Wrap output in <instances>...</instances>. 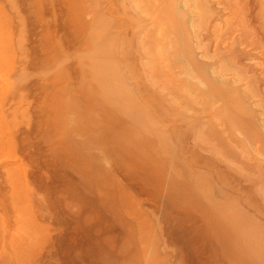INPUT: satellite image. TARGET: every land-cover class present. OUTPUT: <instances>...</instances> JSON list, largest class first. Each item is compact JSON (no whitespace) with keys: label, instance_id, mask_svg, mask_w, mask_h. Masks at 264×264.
<instances>
[{"label":"rangeland","instance_id":"1","mask_svg":"<svg viewBox=\"0 0 264 264\" xmlns=\"http://www.w3.org/2000/svg\"><path fill=\"white\" fill-rule=\"evenodd\" d=\"M145 1L0 0V264H264V8L244 36L239 0H175V27ZM95 34L121 110L89 84Z\"/></svg>","mask_w":264,"mask_h":264},{"label":"bare ground","instance_id":"2","mask_svg":"<svg viewBox=\"0 0 264 264\" xmlns=\"http://www.w3.org/2000/svg\"><path fill=\"white\" fill-rule=\"evenodd\" d=\"M137 1H139V0H137ZM153 1V0H152ZM171 0H168V1H166V3L168 2V8H167V4H166V9L164 10V13H172L171 15L173 16V17H175V15H176V13H178L177 12V10H176V12H175V9H176V7H174V6H176V1H178V0H173V4L172 3H169ZM174 1H175V3H174ZM229 1V0H228ZM228 1H227V3H228ZM240 2L238 3L239 5V10L241 9L242 10V12H243V15H244V17H243V20L241 19L240 20V22L242 21V23H240V24H238L239 22H237V27H238V25H239V27H241V30L239 29V32L241 31V33H242V31H243V35L245 36L246 35V32H244V31H248L247 29H245L246 27H247V25L249 26V25H254V24H252V21H253V19H251V17H255L256 16V12H254L255 13V15L254 16H252L253 14H252V11L254 10L255 11V9L257 8L256 6H255V2L257 3L256 5H258V9L261 7V8H264V7H262V6H264V4H261V6L258 4V0H239ZM261 1V0H260ZM137 5H139V6H142V5H144V4H142V5H140V4H138V2H136V1H134ZM144 2H145V4H146V1L144 0ZM226 2V1H225ZM232 2V1H231ZM141 3H142V0H141ZM261 3H264V1H261ZM149 4V3H148ZM147 4V5H148ZM224 4V3H223ZM151 5V4H150ZM150 5H149V7H150ZM231 5V4H230ZM233 5V4H232ZM255 6V7H254ZM144 7V6H143ZM142 7V8H143ZM227 7V6H226ZM138 8V7H137ZM136 8V9H137ZM148 8V7H147ZM238 8V7H237ZM260 8V9H261ZM138 9H140V7L138 8ZM169 9V10H168ZM218 10V9H217ZM215 11V10H214ZM219 11V10H218ZM226 11V10H225ZM233 11V10H232ZM259 11V10H258ZM261 11V10H260ZM259 11V12H260ZM262 11H264V10H262ZM261 11V12H262ZM236 12V11H235ZM242 12H241V14H242ZM162 13H163V11H162ZM163 14V15H161V17H162V19L165 21L166 20V18L168 19V21L166 20V22H168V27H169V23H170V25H171V23L173 22V24H172V26L175 24L174 23V21L171 19V18H168L169 16H171L169 13L168 14ZM237 13H238V11H237ZM181 14V13H180ZM220 14V13H219ZM235 14V13H234ZM259 14V13H258ZM257 14V15H258ZM179 15V14H178ZM237 15H239V13L237 14ZM260 15V14H259ZM258 15V16H259ZM164 16V17H163ZM166 17V18H165ZM176 17H177V15H176ZM179 17V16H178ZM259 17H261V16H259ZM242 18V17H241ZM170 19H171V21H170ZM174 19V18H173ZM255 19H256V17H255ZM259 19V18H258ZM262 19H264V18H262ZM99 20V19H98ZM252 20V21H251ZM261 20V19H260ZM162 21V20H161ZM238 21H239V19H238ZM233 23H234V21H232ZM244 22L246 23L245 25H244ZM164 23V25L166 24L165 22H163ZM162 23V24H163ZM177 23V22H176ZM236 23V22H235ZM255 23V22H254ZM256 23H257V21H256ZM259 23H260V21H259ZM158 25V24H157ZM178 25V24H177ZM260 25V27L262 26L261 25V23L259 24ZM103 26V25H102ZM179 26V25H178ZM231 26V25H230ZM233 26H235V24H233ZM158 27V26H157ZM166 27V26H165ZM173 27H175V26H173ZM177 27V26H176ZM225 27H227V26H225ZM228 27H229V25H228ZM227 27V28H228ZM101 28V27H100ZM99 28V29H100ZM172 28V27H171ZM243 28H244V30H243ZM248 28V27H247ZM252 28V27H251ZM102 29V28H101ZM101 29H100V31H101ZM162 29V30H161ZM165 29V28H164ZM164 29H163V25L161 26H159V28H158V31H156L157 33V36H159L158 35V32H159V34L160 35H162L163 33H164ZM181 29V28H180ZM226 29V28H225ZM225 29H223V30H225ZM104 30V29H103ZM160 30L162 31V34H161V32H160ZM230 30V29H229ZM235 30H237L236 28L234 29V33H235ZM250 30V29H249ZM257 30V29H256ZM256 30L254 31L253 30V34H254V32L255 33H257V34H259V32H256ZM99 31V32H100ZM105 31V30H104ZM104 31H102L103 33H104ZM166 31V30H165ZM167 31H168V28H167ZM173 31V30H172ZM238 31V30H237ZM237 31H236V34H237ZM262 31V30H261ZM260 31V32H261ZM102 32L100 33L101 35H103L102 34ZM182 32V31H181ZM223 32V31H222ZM221 32V33H222ZM238 32V33H239ZM229 33V32H228ZM231 33V32H230ZM245 33V34H244ZM249 33H250V31H249ZM248 33V34H249ZM262 33V32H261ZM185 34V33H184ZM232 35L231 36H233V32L231 33ZM251 34V33H250ZM155 35V34H154ZM165 35V34H164ZM175 35V34H174ZM242 35V36H243ZM157 36H156V40H157ZM235 36V35H234ZM99 35H96L95 34V36L94 37H92V41H93V43H92V45H93V53H92V59H91V62H90V65H88L89 64V62L87 63V68H89V71H87L88 73V77H89V84L91 83V85L92 86H94L95 87V89H94V92L96 93V94H98L97 96L99 97V98H101V102L103 103V104H107V105H109V106H111L112 108L113 107H118L119 106V104H121V106L122 105H125V103H128V92H127V90H126V88L123 86V84H122V79H121V76H120V72H119V67H118V65L114 62V61H112L111 60V57L113 56H111V53H110V57H109V52L111 51V49H112V46H113V42H111V44H112V46L110 45V43H109V46L108 47H110V48H102V47H100V45H99ZM163 37H166V36H163ZM169 37V36H168ZM257 37V36H256ZM264 38V34H262V36L260 35L259 37H257L258 39L259 38ZM100 38H102V37H100ZM150 37L148 36V39H149ZM152 39H153V37H151ZM173 38V37H172ZM172 38H171V40H172ZM228 38V37H227ZM232 38H234V37H232ZM236 38V37H235ZM256 38V39H257ZM238 39H239V37H238ZM248 39V38H247ZM251 39H252V36H251ZM155 40V41H156ZM160 40H161V38H160ZM223 40V39H222ZM230 40V39H229ZM240 40V39H239ZM262 40H264V39H262ZM262 40H260L259 39V41L262 43ZM149 41H152V40H150L149 39ZM225 41V40H224ZM245 41V40H244ZM257 41V40H256ZM170 42V41H169ZM235 42V41H234ZM238 42V41H237ZM155 43V42H154ZM162 44H163V42H161ZM172 43V42H171ZM226 43V42H225ZM259 43V42H258ZM258 43H256L255 45H257L258 46ZM90 44V43H89ZM101 44V43H100ZM166 44V43H165ZM238 44V43H237ZM157 45H158V43H157ZM168 45V44H167ZM188 45H189V43H188ZM231 44H229V46H230ZM239 45V44H238ZM251 45V44H250ZM253 45V44H252ZM251 45V46H252ZM261 45V49L260 50H264V47H262V46H264V44H260ZM158 46H160V45H158ZM162 46V45H161ZM165 47H166V49H167V46L166 45H164L163 46V52H165L164 51V49H165ZM226 47H228L227 45H226ZM231 47H233V46H231ZM248 47V46H247ZM90 48H91V46H90ZM100 48H102V50L100 51ZM113 48H115V46H113ZM158 48V47H157ZM162 47H160V49H161ZM234 48V50H235V47H233ZM108 49H109V52H107L108 51ZM153 49H154V47H153ZM218 49V48H217ZM223 49V48H222ZM225 49V48H224ZM227 49V48H226ZM106 50V51H105ZM92 51V50H91ZM232 51H233V49H232ZM103 52H105V53H103ZM107 52V53H106ZM112 52V51H111ZM113 52H114V50H113ZM112 52V53H113ZM152 52V51H151ZM157 51H155V52H153V53H156ZM160 52V51H159ZM167 52V51H166ZM238 52H236L235 53V55L237 54ZM240 53V52H239ZM241 53H242V51H241ZM157 54H158V52H157ZM161 54V53H160ZM227 54H229L228 52H227ZM248 54H249V52H248ZM248 54H246V55H248ZM261 54H262V52H261ZM101 57H100V56ZM162 55H163V53H162ZM231 55V54H230ZM233 55H234V52H233ZM234 55V56H235ZM238 55V54H237ZM236 55V56H237ZM97 56H99V58H96ZM153 56H155V55H153ZM166 56V57H165ZM228 56V55H227ZM235 56V57H236ZM157 57V55L155 56V57H153V59L154 58H156ZM160 57V56H159ZM159 57H157V62H158V60H159ZM163 58L165 57V61H166V58H167V55H165V53H164V55L162 56ZM238 57H239V55H238ZM244 57V56H243ZM255 57V56H254ZM245 58V57H244ZM251 58V57H250ZM230 59V58H229ZM247 59V58H246ZM190 60V59H189ZM232 60V59H231ZM235 61H236V59H235ZM234 61V62H235ZM260 61H262V60H260ZM155 62H156V60L153 62L154 64H155ZM161 62H163L164 63V61L162 60ZM228 62V61H227ZM237 62V61H236ZM239 62V61H238ZM262 62H264V61H262ZM159 63V62H158ZM154 64H152V66L154 65ZM239 64V63H238ZM244 64V63H243ZM162 65V64H161ZM150 67V66H149ZM154 67V66H153ZM156 67V66H155ZM188 68H186V70H187ZM151 71H153L152 70V67H151V69H150ZM190 70V69H189ZM257 69H255V71H256ZM189 75H188V77L190 76V72L188 73ZM87 76V75H86ZM203 79V78H202ZM205 79V78H204ZM252 80H253V78H252ZM251 79H250V81H252ZM87 81V82H88ZM254 81V80H253ZM94 83V84H93ZM205 83V82H204ZM207 83V82H206ZM256 83V82H255ZM260 83V82H259ZM88 84V85H89ZM224 84H226V83H224ZM209 86H208V89H207V91H208V93H209V95H208V97L210 96H212L211 98H213V97H217V96H219V97H227L228 96V93H230L227 89L229 88V86H228V88L226 89V86H227V84L225 85V87H217V86H215V85H213L212 83L211 84H208ZM262 85H264V84H262ZM219 86V85H218ZM252 86H254V85H252ZM258 86V85H257ZM256 86V87H257ZM188 87V86H187ZM193 87V86H192ZM192 87H189V88H192ZM197 88V87H196ZM207 88V87H206ZM225 88V91L223 90ZM231 89V88H230ZM91 90H93V88H91ZM190 90V89H189ZM198 90V89H197ZM232 90V89H231ZM200 91V90H199ZM206 91V92H207ZM259 91V90H258ZM261 91V90H260ZM201 92V91H200ZM92 93H93V91H92ZM190 92H188V94H189ZM253 93H254V89H253ZM191 94V93H190ZM196 94V93H195ZM194 94V95H195ZM204 95H205V93H203ZM202 94V95H203ZM212 94V95H211ZM261 95H262V93H260ZM214 95V96H213ZM230 95V94H229ZM236 96V95H235ZM207 97V96H206ZM190 98H191V96H190ZM196 98H198L199 99V97H197V95H196ZM211 98H210V100H211ZM227 99V98H226ZM229 100H230V98H228ZM235 99L236 98H233V100H234V102L232 101V105H233V103H235ZM193 100H195V98L193 99ZM214 100H215V98H214ZM232 100V99H231ZM262 101V100H261ZM225 102H227V100L225 101ZM240 102V101H239ZM238 105H240L239 103H238V101L236 102ZM235 103V104H236ZM93 104V106H94V102L92 103ZM127 105H129V103L127 104ZM227 105V107L226 106H224L222 109H221V111H219L218 112V116L220 117V118H222V120L224 119V121L226 120V122L227 123H229L228 125H229V129H230V127H232L231 125H235V122H233V121H235V120H232V118H231V113L233 112V114L236 112V110L234 111V105H233V107H232V105L230 106L229 104H226ZM108 106V107H109ZM241 106V105H240ZM97 107V106H96ZM110 107V108H111ZM125 107V106H124ZM111 108V109H112ZM126 108V107H125ZM243 108H245V106L243 107ZM116 109V108H115ZM122 108L119 106V110H121ZM112 110H114V109H112ZM145 110H146V108H145ZM231 110H233V111H231ZM244 110H247V108H245ZM125 111H126V109H125ZM125 111H124V113H125ZM122 112V111H121ZM123 113V112H122ZM240 113V112H239ZM243 113V111L241 110V114ZM126 114V113H125ZM132 114V113H131ZM142 115H143V113L142 112H140L139 113V115H138V117H139V119H137V120H141V118H143L142 117ZM246 114H245V112H244V118L246 117V116H249V118H250V114H248V111H247V115L245 116ZM243 117V114H242V116L240 117V119H239V121H240V124L243 126V130L246 132L247 131V129H246V126L245 125H247V126H249L250 125V120L251 119H249L248 117H247V119H244V118H242ZM132 118V117H131ZM252 118H253V116H252ZM133 120L132 121H134V122H136L137 120H134V118H132ZM256 119H257V115H256ZM237 121V120H236ZM130 123H132L131 121H130ZM260 123V122H259ZM237 124V123H236ZM240 124H238L239 126H240ZM143 125V124H142ZM145 125V126H144ZM144 125H143V127L144 128H147L148 130H152V126H151V124H147L146 122L144 123ZM238 125H237V127H238ZM151 126V127H150ZM255 126H256V124H255ZM139 128V127H138ZM240 128H241V126H240ZM250 128V130H249V132H252L251 131V127H249ZM256 128V127H255ZM140 129L141 128H139L138 130H139V132H140ZM153 129H154V127H153ZM257 129V128H256ZM137 130V131H138ZM144 130V129H143ZM155 130V129H154ZM156 130H157V128H156ZM150 131H148V133H150ZM153 131V130H152ZM213 132V130H210V132ZM230 131H231V129H230ZM142 132V131H141ZM159 132V131H158ZM158 132H156V134H155V136L157 135V133ZM148 133H147V135H148ZM215 133V132H214ZM253 133V132H252ZM246 134V133H245ZM142 136H143V134H141ZM150 135V134H149ZM157 137V136H156ZM160 136L158 135V138H159ZM157 138V139H158ZM165 138V137H164ZM260 139L262 140V139H264V138H262L261 137V135H260ZM160 140L162 141L163 139H161L160 138ZM252 140H254V139H252ZM258 140H259V138H258ZM157 141V140H156ZM166 141V140H165ZM260 141V140H259ZM126 142V141H125ZM167 142V141H166ZM256 143V142H255ZM261 143V142H260ZM128 144V143H127ZM156 144V143H155ZM159 144L160 145H162L163 146V144H161L160 143V141H159ZM262 144V143H261ZM124 145H125V143H124ZM157 145V144H156ZM260 146V145H259ZM166 147V146H165ZM162 149H164V148H162ZM262 150V149H261ZM246 218V217H245ZM235 219H237V216L235 217ZM234 219V220H235ZM238 220H240V222H241V218H239ZM237 220V221H238ZM249 220V219H248ZM246 221V220H245ZM242 222H243V226H245L244 225V221H243V218H242ZM233 223V222H232ZM237 224H239V223H237ZM242 224V223H241ZM240 224V225H241ZM246 224V223H245ZM249 225V224H248ZM252 225V224H251ZM253 226V225H252ZM237 227H238V225H237ZM246 227H247V225H246ZM246 227H245V232L247 233V232H249V231H246ZM233 228L235 229L236 227H234L233 226ZM248 228V227H247ZM249 228H250V225H249ZM256 228V227H255ZM239 229V228H238ZM237 230V229H236ZM240 230H243V229H240ZM248 230V229H247ZM252 230V227L250 228V231ZM253 230L255 231V229L253 228ZM256 230H258V229H256ZM259 231V230H258ZM238 232V231H237ZM240 232V231H239ZM243 233V232H242ZM245 233V234H246ZM255 233H257L256 231H255ZM231 234V233H230ZM248 234V233H247ZM250 234V237H252L253 236V238L255 239V244H256V241H258V243H257V246H255L256 247V249L254 248H252L253 247V245L251 246V249L252 250H250V248H249V251H252L253 253L251 254V255H253L254 257H255V259H254V257H253V260H252V262L255 260V262H256V260H259L262 256H264V249H262V248H264V246H261V245H264V244H262V243H260V241L262 242V239H261V233H259V235H258V233H257V235L255 236V235H253L252 234V231H251V233H249ZM252 234V235H251ZM262 234H264V233H262ZM261 235V236H260ZM242 236L244 237V234H242ZM235 237V236H234ZM238 237V239H241V237H239V236H237ZM236 237V238H237ZM250 237H249V239H250ZM228 238V237H227ZM226 238V240H228ZM245 238V237H244ZM247 238V237H246ZM248 239V238H247ZM261 239V240H260ZM226 240H225V242H226ZM229 241V240H228ZM241 241V240H240ZM242 241H243V238H242ZM244 241H245V239H244ZM251 241H252V239H251ZM242 243V242H241ZM243 243H245V246H246V242H243ZM250 243V242H249ZM252 243H254L253 241H252ZM251 243V244H252ZM260 243V244H259ZM226 244V243H225ZM235 244V243H234ZM229 244H227V246H228ZM248 245V244H247ZM250 245V244H249ZM230 246H231V244H230ZM230 246H228V247H230ZM235 246V245H234ZM228 247H227V249H228ZM226 248V247H225ZM230 249V248H229ZM241 250V249H240ZM229 251V250H228ZM229 252H231V251H229ZM234 252H235V248H234ZM236 253V252H235ZM245 254V253H244ZM248 257L250 256L248 253L246 254ZM245 255V256H246ZM252 257V256H251ZM262 258H264V257H262ZM245 259V258H244ZM239 260V259H238ZM260 260H262V259H260ZM260 262V261H259ZM245 263H246V261H245ZM251 263V262H250ZM257 263H258V261H257Z\"/></svg>","mask_w":264,"mask_h":264}]
</instances>
